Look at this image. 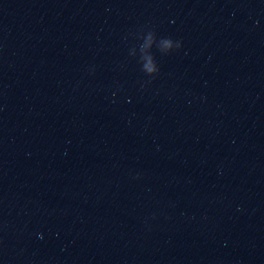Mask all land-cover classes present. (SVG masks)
<instances>
[{
    "label": "water",
    "instance_id": "obj_1",
    "mask_svg": "<svg viewBox=\"0 0 264 264\" xmlns=\"http://www.w3.org/2000/svg\"><path fill=\"white\" fill-rule=\"evenodd\" d=\"M0 264H264V0H0Z\"/></svg>",
    "mask_w": 264,
    "mask_h": 264
}]
</instances>
